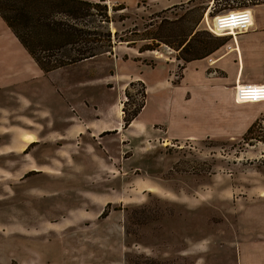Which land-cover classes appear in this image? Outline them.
Returning a JSON list of instances; mask_svg holds the SVG:
<instances>
[{
	"label": "rangeland",
	"instance_id": "374dc122",
	"mask_svg": "<svg viewBox=\"0 0 264 264\" xmlns=\"http://www.w3.org/2000/svg\"><path fill=\"white\" fill-rule=\"evenodd\" d=\"M128 2L105 3L115 19L128 16L111 31L134 30V42L118 43L73 70L98 77L100 104L111 103L129 76L144 80L147 98L144 84L134 81L126 109L144 101L140 120L151 124L149 132L136 133L134 143L110 137L105 145L116 150L114 158L98 143L106 162L88 147L90 155L80 162L75 157L63 173L57 164L0 179V264H264V113L242 133L161 139L162 125L171 133L191 127L173 119V94L161 85L182 76L183 59L216 44L205 29L206 11L210 24L217 13L264 0ZM117 4L126 7L123 13L111 12ZM160 20L162 41L141 40L153 36ZM190 29L199 31L193 46L179 52L177 43ZM229 36L217 37L226 43ZM142 44L153 50L139 52ZM126 99L122 95L121 102Z\"/></svg>",
	"mask_w": 264,
	"mask_h": 264
},
{
	"label": "crops",
	"instance_id": "0c3cea01",
	"mask_svg": "<svg viewBox=\"0 0 264 264\" xmlns=\"http://www.w3.org/2000/svg\"><path fill=\"white\" fill-rule=\"evenodd\" d=\"M148 1L159 4L165 0ZM247 9L252 15V26L247 31L236 34L235 40L229 36L226 43L207 56L186 62L175 84L171 81L169 86L165 85L164 78L161 86L173 94L169 102L173 119L179 118L191 127L182 133H171L162 125L166 138L161 139L204 137L217 131L227 135L242 133L264 113V102L234 100L236 84L264 83V3ZM225 35L228 33L220 34ZM81 63L44 72L0 17V179L44 173L57 164H61L63 173L75 157L80 162L83 156L90 155L86 152L88 147L94 149L92 155L97 161L99 158L106 162L104 155L116 156V150L105 145L110 137L134 143L149 132L151 124L140 120L145 102L131 123L122 127L124 90L130 82L140 81L147 98L149 88L145 81L129 76L123 86L119 83L118 94L111 103L100 104L98 77L88 78L73 70ZM113 77L109 75L103 80L106 88L112 81L108 79ZM136 133L140 137L136 138ZM98 143L102 144L103 156L98 154Z\"/></svg>",
	"mask_w": 264,
	"mask_h": 264
},
{
	"label": "trees",
	"instance_id": "16d2710c",
	"mask_svg": "<svg viewBox=\"0 0 264 264\" xmlns=\"http://www.w3.org/2000/svg\"><path fill=\"white\" fill-rule=\"evenodd\" d=\"M125 8L123 4H117L110 10L116 13ZM0 17L44 72L81 62L102 53H110L118 43L129 45L134 42L131 39L134 30H125L123 33L117 30L111 31V24H115L116 20L123 21L128 16L118 14L115 19L104 0L96 2L87 0H0ZM155 17H158L157 14ZM160 25L161 20L154 25L156 30L153 36H144L140 39L161 42V37L157 32ZM198 32L190 29L183 34L176 49L179 52L187 51L193 46V40ZM212 37L216 40L212 48L207 49V43L198 40L199 47L206 48L204 53L183 60L189 62L203 58L224 44V41L217 36ZM138 50L143 52L153 50V47L149 44H142ZM134 84L135 82H130L128 86L132 87ZM129 87L124 90L127 99L122 107L123 128L131 123L144 104L143 101L127 111ZM143 93L145 98L144 88ZM254 125L248 128L246 135L252 132ZM104 214L103 211L101 216Z\"/></svg>",
	"mask_w": 264,
	"mask_h": 264
},
{
	"label": "built area",
	"instance_id": "2783aa9c",
	"mask_svg": "<svg viewBox=\"0 0 264 264\" xmlns=\"http://www.w3.org/2000/svg\"><path fill=\"white\" fill-rule=\"evenodd\" d=\"M204 24L205 29L213 35L220 36L219 34L231 33L234 38L236 34L247 31L252 26V15L246 8L231 9L213 16L210 24L204 16ZM234 89V99L237 102H264V83L236 84Z\"/></svg>",
	"mask_w": 264,
	"mask_h": 264
},
{
	"label": "bare ground",
	"instance_id": "6f19581e",
	"mask_svg": "<svg viewBox=\"0 0 264 264\" xmlns=\"http://www.w3.org/2000/svg\"><path fill=\"white\" fill-rule=\"evenodd\" d=\"M205 18H206V20H208V16H206ZM207 22H208V21H207ZM208 23H209V22H208ZM219 35H220V34H219ZM228 35L231 36L232 34H231V33H228ZM231 38L235 40V36H234V38L231 36ZM234 92H235V91H234ZM234 100H235V99H234ZM236 102H237V101H236Z\"/></svg>",
	"mask_w": 264,
	"mask_h": 264
}]
</instances>
